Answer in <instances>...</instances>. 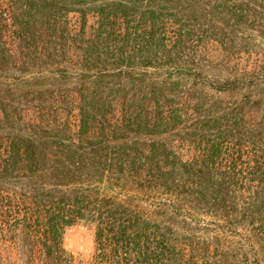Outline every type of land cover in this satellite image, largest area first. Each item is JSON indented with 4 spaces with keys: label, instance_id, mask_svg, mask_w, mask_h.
Segmentation results:
<instances>
[{
    "label": "trees",
    "instance_id": "obj_1",
    "mask_svg": "<svg viewBox=\"0 0 264 264\" xmlns=\"http://www.w3.org/2000/svg\"><path fill=\"white\" fill-rule=\"evenodd\" d=\"M78 221L93 264H264V0H0V224L76 264Z\"/></svg>",
    "mask_w": 264,
    "mask_h": 264
},
{
    "label": "rangeland",
    "instance_id": "obj_2",
    "mask_svg": "<svg viewBox=\"0 0 264 264\" xmlns=\"http://www.w3.org/2000/svg\"><path fill=\"white\" fill-rule=\"evenodd\" d=\"M69 24L73 29L79 27V15L70 14L68 17ZM95 25V18L88 16L87 30H91ZM205 54L212 60H220L222 54L218 46L214 43L209 44L205 48ZM251 62V61H250ZM241 63L245 65L244 59ZM18 71H10L7 77H19ZM13 74V75H12ZM181 153L184 157L190 154L188 148L183 147ZM94 226L87 221H78L73 225L66 227L62 235V246L67 257H72L76 264H93L94 255ZM28 249L23 246L17 232L9 230L0 224V259L5 264H37L33 261ZM233 262V260H232Z\"/></svg>",
    "mask_w": 264,
    "mask_h": 264
}]
</instances>
